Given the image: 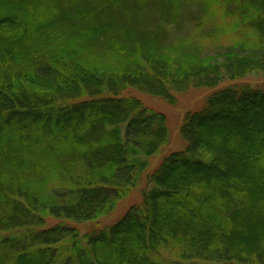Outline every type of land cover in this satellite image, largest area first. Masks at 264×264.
I'll return each mask as SVG.
<instances>
[{"label": "trees", "instance_id": "obj_1", "mask_svg": "<svg viewBox=\"0 0 264 264\" xmlns=\"http://www.w3.org/2000/svg\"><path fill=\"white\" fill-rule=\"evenodd\" d=\"M181 20L229 41L169 46ZM251 75L264 0H0V264H264V89L237 83ZM223 80L148 173L167 122L130 93L174 105ZM144 179L138 204L79 232Z\"/></svg>", "mask_w": 264, "mask_h": 264}, {"label": "rangeland", "instance_id": "obj_2", "mask_svg": "<svg viewBox=\"0 0 264 264\" xmlns=\"http://www.w3.org/2000/svg\"><path fill=\"white\" fill-rule=\"evenodd\" d=\"M193 7H186L183 12H192ZM184 23L178 27L174 25L172 29L169 30L168 45L181 43L187 44L191 43L200 54H214V52H221L223 46H226V43L229 41L225 35L224 31H217L218 38H214L212 30L214 28L213 24H204L202 27L197 28L194 22L181 20ZM237 83L245 84L251 86V88H260L264 89V75H251L247 76ZM233 82L228 80H223L220 84L217 85L214 89H198V90H189L185 94H179L175 96V104L168 105L161 99L151 98L149 96L139 94L136 92H131L130 95L138 99L141 104L149 109L160 112L166 118L167 129L169 132V143L168 145L161 150V152L150 158L148 160V169L147 172L151 171L159 164L161 159L171 152L181 151L185 148L184 142L182 141L179 131L180 127L186 113L196 111L202 107L205 98L211 95L214 91L230 86ZM146 172V173H147ZM148 183L146 179L142 180L141 185L138 186L130 195L120 201L116 210L111 213L109 216L102 218L98 223L87 224L84 226H79L78 230L81 234L87 232L92 227H99L104 225L112 224L117 221L131 206L138 204L141 200V193L148 189ZM57 222L53 219L46 220V226L55 225Z\"/></svg>", "mask_w": 264, "mask_h": 264}]
</instances>
